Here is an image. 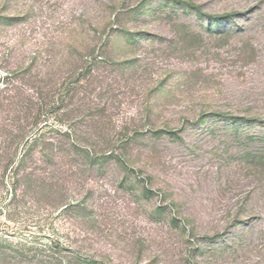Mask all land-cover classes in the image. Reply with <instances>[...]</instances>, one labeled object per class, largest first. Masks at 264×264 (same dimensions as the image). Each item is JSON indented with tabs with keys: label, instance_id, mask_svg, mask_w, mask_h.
<instances>
[{
	"label": "rangeland",
	"instance_id": "374dc122",
	"mask_svg": "<svg viewBox=\"0 0 264 264\" xmlns=\"http://www.w3.org/2000/svg\"><path fill=\"white\" fill-rule=\"evenodd\" d=\"M191 1L235 19L173 0H0L29 12L0 22V144L36 74L104 58L0 165V264H264V0Z\"/></svg>",
	"mask_w": 264,
	"mask_h": 264
},
{
	"label": "trees",
	"instance_id": "16d2710c",
	"mask_svg": "<svg viewBox=\"0 0 264 264\" xmlns=\"http://www.w3.org/2000/svg\"><path fill=\"white\" fill-rule=\"evenodd\" d=\"M173 1L178 5H184L190 10L195 11L197 16L205 18L207 21L216 22V26H222L223 21L227 19H235L236 14L234 13L211 14L204 12L201 5L196 4L191 0ZM239 14L242 15L243 13ZM28 16L29 12L23 15H9L3 12L0 14V22L5 21L6 23H11L20 19L22 20L24 17ZM87 47L94 51L93 47ZM74 51H76L75 48ZM83 52L84 51H82L81 53L82 60H80V62L70 61L71 67L70 70L67 71L68 75L66 76L62 73V71H60V67L62 68V64H58L59 70L54 72L53 74H51V72H46L45 75H41V72L40 74H36L41 76V78H39L41 85L37 87L36 91L33 90L34 94L28 99V104L23 105V107L21 106L22 109L19 110L20 115H18L16 118V120L19 122L18 125H15L14 129H8L4 124L1 125V131L3 132V135L0 144V148L2 149L0 153V165H2L4 170L9 169L11 165V168H14V164L17 160V154L20 147L25 146L26 148H31L34 145L33 141L35 139H33L32 137H34V135L36 136L37 133L42 130L43 126L40 127V123L47 118L48 112L53 111L56 107H62L67 100L73 101L74 98L79 94L80 89H82L85 84H89V86L92 85L94 81V78H92L94 75V68H96L98 64L100 65V63H103L104 58L102 56H99L100 58H98L97 55L95 56L93 55V52H90L88 54L92 57H89L87 59L84 58ZM2 81L3 79L0 78V84L2 83ZM61 88H64L65 92H62ZM246 118L247 117L238 116L231 117V119L236 121L245 120ZM36 128H38L37 131H35ZM157 132L161 133L162 131ZM69 145L74 154L76 153L77 156H80V151H83V149H85L84 151L87 157L93 159L95 157H98V153L94 152V150L91 148H89L88 150L78 141H72V143ZM103 156L105 158H110L117 155L115 151L109 150L108 152L105 151V154ZM116 158L121 161L120 156ZM23 160L24 159L22 157V161ZM80 163L82 164V162Z\"/></svg>",
	"mask_w": 264,
	"mask_h": 264
}]
</instances>
